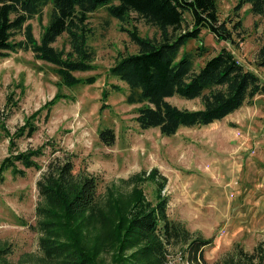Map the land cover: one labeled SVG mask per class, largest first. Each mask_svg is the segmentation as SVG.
<instances>
[{"label": "rangeland", "instance_id": "374dc122", "mask_svg": "<svg viewBox=\"0 0 264 264\" xmlns=\"http://www.w3.org/2000/svg\"><path fill=\"white\" fill-rule=\"evenodd\" d=\"M239 1L218 0L222 21L230 26L241 21L234 32L236 41L220 40L205 28L201 38L189 40L182 51L203 45L202 55L196 58L198 67L227 46L264 80V65L256 59L264 43V16L253 13L249 3L238 7ZM52 5L48 2L27 21L37 41L49 23ZM130 15L123 21L106 6L89 12L87 47L93 52L94 67L74 74L84 80L94 77L92 81L66 84L58 65L37 57L31 48L10 50L0 57V164L12 150L54 144L37 157L40 167H26V173L19 176L9 169L0 183L3 264H59L47 260L40 248L38 209L46 204L37 181L51 160L63 163L67 158L76 175L97 177L99 207L113 221L89 218V244L104 237L117 220L115 208H129L138 190L154 203L161 186V194L168 197L169 217L183 223L193 236L211 239L203 247L204 263L221 264L240 247L252 251L264 238V93L220 119L181 125L172 134L163 133L159 126L141 127L136 110L146 102H129V85L110 67L121 55L138 50L131 29L155 38L161 30L136 12ZM25 38V27L12 37L14 41ZM52 44L65 55L73 52L68 32ZM59 93L56 102L46 107ZM168 100L180 107L202 106L200 97L175 94ZM28 120L37 129L30 136L17 137L12 145L14 133ZM107 128L114 130L111 143L101 137ZM113 251L112 247L104 251L97 264H115ZM168 257L169 264H197L184 243L169 245Z\"/></svg>", "mask_w": 264, "mask_h": 264}, {"label": "trees", "instance_id": "16d2710c", "mask_svg": "<svg viewBox=\"0 0 264 264\" xmlns=\"http://www.w3.org/2000/svg\"><path fill=\"white\" fill-rule=\"evenodd\" d=\"M48 2L53 4L51 17L37 41L32 25L27 21L40 13ZM245 3L250 4L253 13L264 16V0H240L237 6ZM99 6H106L110 14L123 21L131 17L132 11L136 12L161 30V36L155 38L142 36L136 28L131 29L138 50L121 55L110 67L113 74L129 85V102H146L136 110V120L141 127L159 126L163 133L172 134L181 125L205 124L220 119L256 94L264 93L261 75L247 67L231 48L223 46L198 67L196 58L202 55L203 45H198L196 50L185 48L182 51L189 40L200 39L205 28L220 40L236 41L234 32L241 21L233 26L222 21L218 0H0V57L10 50L31 48L37 57L58 65V72L66 84L92 81L94 77L84 80L74 71L94 67L93 52L87 47L90 31L87 19L89 12ZM23 27L26 38L14 41V32ZM63 32H68L71 37L73 52L69 55L52 44ZM256 59L259 65H264V43L260 45ZM175 94L186 98L200 97L202 106L180 107L168 100ZM59 97L60 93L56 94L45 106L51 107ZM36 129L37 125L28 120L14 133L12 145L17 137L30 136ZM101 137L107 143L113 142L114 130H102ZM48 144L54 145L47 142L36 148L12 150L0 164V183L9 169L19 176L26 173V167H40L37 157L46 153ZM54 161L51 160L49 168L37 181L46 204L38 209L37 227L42 234L40 248L47 260L59 264H97L100 255L112 247L115 264H169V245L184 243L197 264H209L203 262L202 255L203 247L211 239L193 236L183 223L169 217L168 197L161 194L162 186L154 203L145 200L138 190L129 208H115L117 220L104 237L89 244L86 238L89 218L113 222L99 207L97 177L76 175L69 158L63 163ZM63 233L69 236L63 237ZM4 251L0 248V264H3ZM263 263L264 238L252 251L240 247L235 255L221 261V264Z\"/></svg>", "mask_w": 264, "mask_h": 264}]
</instances>
